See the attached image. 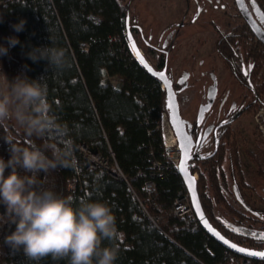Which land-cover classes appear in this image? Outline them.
I'll use <instances>...</instances> for the list:
<instances>
[{
    "label": "trees",
    "instance_id": "trees-1",
    "mask_svg": "<svg viewBox=\"0 0 264 264\" xmlns=\"http://www.w3.org/2000/svg\"><path fill=\"white\" fill-rule=\"evenodd\" d=\"M257 1L264 8V0ZM130 11L122 0H0V45L9 48L7 55L0 56V71L10 81L17 76L45 78L52 111L59 122L68 125L76 147L85 145L117 162L125 174L119 178L101 167L87 168L77 148L81 166L77 163L74 168L50 172L44 186L62 196L71 195L77 202L84 198L111 208L123 233V240L114 242L119 248L115 264H244V260L258 264L259 259L241 255L214 238L194 209L185 215L175 212L177 198L189 191L164 144L161 120L167 110L166 89L129 45ZM20 20L26 24L16 32L12 25ZM216 28V54L236 82L248 84L244 97L250 100L242 107L254 114L264 106V42L246 22L239 28ZM131 30L152 64L164 67L165 51L149 42L142 47L141 30L132 23ZM8 37L18 38L19 43L9 47ZM50 45L65 50L64 68L51 69L46 60L28 58L33 48ZM113 76L119 81L113 82ZM8 130L21 146L30 140L42 144L23 131L15 135ZM6 134L0 126V157L5 160L10 155L2 140ZM240 136L227 121L218 149L191 170L199 172L198 191L214 226L243 246L264 249L260 238L264 234V195L258 199L253 195L256 185L250 181L251 165L242 157ZM255 137L261 143L258 151L245 148V153L256 167L255 176L264 178V137L258 129ZM148 180L155 183L150 190L145 189ZM14 230L0 205V264H36L25 257L22 248L14 251L4 243ZM103 246L109 242L103 241ZM39 264L67 261L53 262L48 257Z\"/></svg>",
    "mask_w": 264,
    "mask_h": 264
},
{
    "label": "clouds",
    "instance_id": "clouds-1",
    "mask_svg": "<svg viewBox=\"0 0 264 264\" xmlns=\"http://www.w3.org/2000/svg\"><path fill=\"white\" fill-rule=\"evenodd\" d=\"M25 24L20 20L12 28L20 32ZM7 39L9 47L19 43L16 37ZM8 51L0 45V56ZM27 55L33 62L46 60L51 69L67 64L65 50L51 45L33 48ZM9 122L17 135L22 130L42 144L30 140L21 146L9 132ZM0 126L7 133L2 140L10 154L7 160L0 157V205L15 225L4 243L14 251L22 248L25 257L36 264L48 257L67 264H115L119 248L114 242L122 241L123 233L111 208L84 198L77 202L71 195L65 197L44 186L50 172L77 165L76 145L68 125L59 122L52 111L45 78L17 76L10 81L0 71ZM105 240L109 246H103Z\"/></svg>",
    "mask_w": 264,
    "mask_h": 264
},
{
    "label": "rangeland",
    "instance_id": "rangeland-1",
    "mask_svg": "<svg viewBox=\"0 0 264 264\" xmlns=\"http://www.w3.org/2000/svg\"><path fill=\"white\" fill-rule=\"evenodd\" d=\"M122 1L130 5L132 18L135 23L141 24L145 36L155 45L168 48L170 51L168 69L174 80H178L185 72H190L188 79L190 88L179 94L183 116L192 117L206 96L207 90L202 86L211 84L212 80L208 75L201 73L205 69L213 68L221 75L220 90H225L228 96L227 110L234 102H240L241 88L227 71L223 70L215 50L214 25L224 26L233 17V14L236 13V9L230 6L233 0H219V5L227 4L225 8L229 12L228 14L220 6L215 7L206 0ZM140 45L143 47L144 41ZM110 79L115 83L119 81L117 76L110 77ZM256 112L237 116L232 126L236 127L241 134L242 157L251 165L250 181L256 185L253 195L258 199L260 194L264 195V178L255 176L257 175L256 167L250 163L251 161L245 153V148L258 151V144L261 145L256 141L255 130L258 128L264 133V107L258 113ZM168 118L166 110L162 115L161 126L163 132L170 135ZM9 127L17 135L12 127V122H9ZM235 204L239 207L242 206L238 202ZM219 214L226 218L223 211H219Z\"/></svg>",
    "mask_w": 264,
    "mask_h": 264
},
{
    "label": "flooded vegetation",
    "instance_id": "flooded-vegetation-1",
    "mask_svg": "<svg viewBox=\"0 0 264 264\" xmlns=\"http://www.w3.org/2000/svg\"><path fill=\"white\" fill-rule=\"evenodd\" d=\"M196 1H200V0H196ZM206 1H208L209 4H213L215 7L220 6L221 9H223L226 12V14L229 13L227 11V9L225 8V7H227L226 3H222L219 5L218 4L219 0H206ZM244 1H245V4H246L249 12L253 15V17L255 18L257 23L259 24L260 28L264 31V19L261 18V14H260L261 12L259 10V9H261V11L264 14V8L259 4V2L257 0H244ZM230 6L234 9H236V13L233 14V17H231L225 23L224 26H220L218 24L214 25L215 43H216V39H217L216 38L217 37V31L216 30L218 29V28H216V26H220V29H226L228 27L239 28V27H242L243 23L246 22L247 26H249L250 29L254 32L251 25L247 22L245 16L242 14V12H241L238 4H237V1L233 0L232 4H230ZM199 10H201V7H199ZM129 17H130V27H131V23H132L133 25L137 26L141 30V35H140L141 41H144V43L149 42V43L153 44L154 46L159 47L158 45H155L153 42H151L145 36L144 31H143V27L141 26V24L135 23L134 19L132 18L131 11H130ZM254 34L256 35V37L258 39H260L255 32H254ZM133 36H134V34H133ZM164 45H167V43H164ZM159 48L161 50L165 51V54L167 55L166 65L164 67H167V74L173 80V86L177 92V97H178L180 107H181L182 104H181L180 99H179V94L182 91L190 88V84L188 82V79L190 77V72H185L182 76H180V78L178 80H174L172 75L169 73V69H168V59H169L170 51L168 50V48H164L161 46ZM215 50H216V47H215ZM219 62L221 63L223 70L227 71V73L230 75L229 71L226 69V67L223 65V63L220 61V59H219ZM164 67L158 68V69H163ZM243 68H244L243 69L244 72L248 74L249 73L248 67L246 65H244ZM214 69H215V67H214ZM201 73L204 75H208V77L211 78L212 82H211V84H208V85L203 84L202 88L207 90L206 96L200 102L196 113L192 117L183 116L184 119L186 120L187 129L191 133V135L193 136L194 141H195V143L193 145V151H192L194 157L190 161V168H191V166L198 164L199 160L210 156L211 154L214 153L215 150L218 149L221 141L223 140V131H224L226 122L231 121L233 124V121L235 120V118L237 116L246 113L245 108L242 107L243 102L244 101L247 102L250 100V97H246V96L244 97V92H245V89L247 88L246 85H248V84L247 83L240 84V83L236 82L231 77L241 88V91H240L241 92V97H240L241 100H240V102H237V103L234 102L229 107V109L227 110L226 109V100H227L228 96L226 95L225 90L224 91L220 90L221 75L219 73H217L215 70H213V68L212 69H205ZM185 76H187V79H184ZM181 81H183V82H181ZM201 107L204 108V112H203L201 119H199V111H200ZM263 107L264 106L260 107L258 109V111L260 109H262ZM246 108H248V107H246ZM258 111L256 113H258ZM181 113H182V109H181ZM227 117H228V120H227ZM257 126H256V128H257ZM258 130H259V132H261L262 136L264 137V133L262 132V130L261 129H258ZM193 173L196 174V176L198 178L199 172L195 171ZM197 173H198V175H197Z\"/></svg>",
    "mask_w": 264,
    "mask_h": 264
},
{
    "label": "water",
    "instance_id": "water-1",
    "mask_svg": "<svg viewBox=\"0 0 264 264\" xmlns=\"http://www.w3.org/2000/svg\"><path fill=\"white\" fill-rule=\"evenodd\" d=\"M236 1H237V4H238L242 14L245 16L247 22L251 25L252 29L257 34V36L264 42V31L260 28L259 24L255 20L253 15L249 12V10L245 4V1L244 0H236ZM259 10L261 12L260 14H263L261 9H259ZM127 29H128L129 36L131 37L130 45H131L132 51L135 54V56L137 57V59L140 61V57H142L145 61V64L147 65L146 68L152 69V71H151L152 74L163 72L165 77H167L168 82H165V80L161 79L158 75H156L162 81L164 88H166L167 112L169 115V120L171 122V125H172V127H173V129L177 135V138L179 141V146L181 149L180 162H179V172L183 176L184 182L187 185V188H188V191H189V194L191 197L193 209H194L195 213L197 214L198 218L200 219L201 224L214 238L219 240L223 245H225L229 249H231V250H233V251H235L241 255L247 256L249 258L264 259V257L251 256V255H248L246 252L237 251L238 248H243V249H246L248 251H253V252H264V249L249 248V247L243 246V245L231 240L229 237H227L225 234H223L221 230H219L217 227H215L214 224L210 221V219L206 215V212L204 210V207H203V204H202V201L200 198L198 187H197V176H196V174H194L192 172V170L190 168V161L194 157L192 151H193V145H194L195 141H194V138L191 135V133L188 131L186 120L184 119V117L181 113V107H180V103H179V100L177 97V92L173 86V80L167 74V67H164L163 69L156 68L152 64V62L146 57V55L143 52V50L141 49V47L137 44V42L133 36V32L131 30V27H130L129 15L127 16ZM133 44H135V49H133V47H132ZM169 84H170V87H169ZM170 92L172 93V95L174 97V105H175V107L172 109H170L168 107V100H169V93ZM203 112H204V108L201 107V109L199 111V119H201ZM182 144L184 146L183 148L181 147ZM182 161H184V164L186 167V172L181 170ZM187 177L194 179V190H193V188H190L189 179ZM196 203L199 204V210L196 207ZM199 213L203 214V218H201V215ZM205 220L207 221V225L204 223ZM220 237H222L223 239H221ZM225 240L228 241L227 244L224 243ZM230 245H236V248H233Z\"/></svg>",
    "mask_w": 264,
    "mask_h": 264
},
{
    "label": "built area",
    "instance_id": "built-area-1",
    "mask_svg": "<svg viewBox=\"0 0 264 264\" xmlns=\"http://www.w3.org/2000/svg\"><path fill=\"white\" fill-rule=\"evenodd\" d=\"M169 127H170V132H171L170 135L167 134L166 132H163L164 144H165L168 156L172 159L176 167L179 169L181 149L179 146L177 135L171 125L170 120H169ZM77 148L79 150V153L84 156L87 168L101 167L116 177H119V178L125 177L123 170L121 169V167L119 166L117 162L110 161V159L102 156L99 153L91 151L90 149L87 148V146L82 145V144L78 145L75 151L77 163H79L80 166H81L80 157L78 155L79 153H77L78 152ZM154 187H155V183L153 180H148L145 184L146 190H150ZM174 210L179 215L188 214L189 212L193 210V206H192L191 198L189 194L182 193L177 198L175 202ZM258 262H259L258 264H264V259H259ZM249 263H250L249 260H244V264H249Z\"/></svg>",
    "mask_w": 264,
    "mask_h": 264
},
{
    "label": "snow or ice",
    "instance_id": "snow-or-ice-1",
    "mask_svg": "<svg viewBox=\"0 0 264 264\" xmlns=\"http://www.w3.org/2000/svg\"><path fill=\"white\" fill-rule=\"evenodd\" d=\"M261 18L264 19V14H261ZM129 39H131V37L129 36ZM133 49H135V44L132 45ZM139 55V54H138ZM140 63L141 64H144L145 67H147V65L145 64V61L142 57H140ZM252 66L249 65V68H251ZM150 72L152 71L151 68L148 69ZM154 75H158L161 79L165 80V82H168L167 81V77H165L164 73L163 72H160V73H153ZM247 75V73H245ZM184 79H187V76L184 77ZM183 82V81H181ZM169 87H170V84H169ZM168 107L170 109L174 108L175 105H174V97L172 95V93L170 92L169 93V100H168ZM181 147L183 148V144L181 145ZM181 170L182 171H185L186 172V167H185V164H184V161H182L181 163ZM189 179V183H190V188H193L194 190V179L193 178H190V177H187ZM195 203V202H194ZM196 207L197 209L199 210V204L196 203ZM201 215V218H203V214L202 213H199ZM204 223L207 225V221L205 220ZM218 235V234H217ZM253 235H256L255 233H253ZM221 239H223L222 237H220ZM260 238L261 239H264V234H261L260 235ZM224 243H228V241H224ZM231 247L233 248H236V245H230ZM237 251L239 252H246L248 255H251V256H259V257H264V252H253V251H248L246 249H243V248H238Z\"/></svg>",
    "mask_w": 264,
    "mask_h": 264
},
{
    "label": "bare ground",
    "instance_id": "bare-ground-1",
    "mask_svg": "<svg viewBox=\"0 0 264 264\" xmlns=\"http://www.w3.org/2000/svg\"><path fill=\"white\" fill-rule=\"evenodd\" d=\"M130 44V43H129Z\"/></svg>",
    "mask_w": 264,
    "mask_h": 264
}]
</instances>
